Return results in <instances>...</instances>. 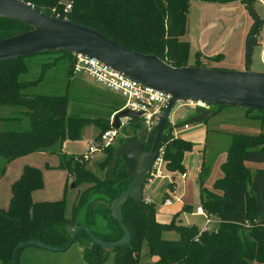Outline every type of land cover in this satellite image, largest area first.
Masks as SVG:
<instances>
[{"label": "trees", "instance_id": "trees-1", "mask_svg": "<svg viewBox=\"0 0 264 264\" xmlns=\"http://www.w3.org/2000/svg\"><path fill=\"white\" fill-rule=\"evenodd\" d=\"M24 1L52 17L56 12H63L68 19L95 28L137 52L155 54L176 67L188 65L190 42L184 36L194 0ZM203 1L227 3L235 0ZM250 1L256 5L257 0ZM68 3H72V9L64 13ZM261 24L262 21L258 29ZM29 29L25 23L0 17V39ZM55 54L64 56L62 63H67L69 77L75 75L72 52L55 50L30 55ZM27 56L0 62V108L12 109L3 108L0 112V121L6 122V128L0 129V157L5 161L0 178L9 163L17 158L48 152L62 156L59 167L74 176L73 189H81L72 202L67 198V185L62 198L37 200L33 193L44 188V173L37 166L25 165L21 176L11 186L8 207H0V264H14L15 247L29 239L65 248L71 239L67 230L70 224L87 225L99 239L108 242L122 239L126 232L110 207L131 184L125 162L122 159L116 162L112 177L108 170L102 176L87 168L82 156L65 157L62 152L67 140L82 139L87 125L98 124L103 133L112 127L111 121L100 122L98 118L69 112V80L66 93L30 91L44 79L47 68L58 63L59 57L54 63L45 62L39 77L29 80L21 79L22 74L29 73ZM222 57L221 54L202 56L198 52L195 66L203 67L201 63L207 60L215 67L204 68H221L216 62ZM258 111L264 125V111ZM138 127L141 128L138 122L131 123V131L136 132ZM100 132L97 138H101ZM161 146L167 168L184 172V156L193 149V142L169 133L163 136ZM115 148L112 145L105 148L107 157L102 167L110 165ZM251 164L258 167L252 168ZM221 170L223 174L212 189L202 181L200 186L201 206L216 222L215 227L200 229L196 225H186L176 220L177 215L170 222H161L156 218L154 203H145L143 194L141 203L130 196L122 204L123 218L132 234L129 243L106 251L83 231L78 237L82 234L88 239L83 246L84 260L90 264H140L143 247L147 244L149 253L155 257L154 264H264V130L258 134L234 133ZM205 173L203 167L202 175ZM172 232L178 236H167ZM24 246L18 249L15 264H20L19 256Z\"/></svg>", "mask_w": 264, "mask_h": 264}, {"label": "water", "instance_id": "water-1", "mask_svg": "<svg viewBox=\"0 0 264 264\" xmlns=\"http://www.w3.org/2000/svg\"><path fill=\"white\" fill-rule=\"evenodd\" d=\"M246 6L255 23L247 40L246 67L236 70L193 65L176 67L155 54L132 50L95 28L70 19L49 16L24 0H0V17L30 26L29 30L0 39V62L35 53L64 50L97 58L145 86L171 94L163 112L158 114L157 122L152 127L143 122L137 136L128 137L115 148L114 158L109 165L108 174L112 177L116 162L122 159L131 181L129 187L110 206L113 216L126 231L124 237L108 242L99 239L87 225L70 224L67 230L71 239L65 248L53 247L34 239L22 241L15 247L14 264L17 251L23 245L61 251L71 246L83 231L106 251L129 243L132 234L124 221L122 204L130 196L141 203L144 184L159 153L162 138L173 130L170 114L177 102L199 101L264 111V71L251 68L253 38L261 20L250 0H246ZM214 114L216 109L200 108L199 113L190 120L202 121ZM123 117L143 120L141 113L120 108L114 114L113 127L121 128ZM144 147L148 149L144 150ZM74 186L73 183L72 188ZM155 202L159 203L160 200L155 199Z\"/></svg>", "mask_w": 264, "mask_h": 264}, {"label": "rangeland", "instance_id": "rangeland-1", "mask_svg": "<svg viewBox=\"0 0 264 264\" xmlns=\"http://www.w3.org/2000/svg\"><path fill=\"white\" fill-rule=\"evenodd\" d=\"M246 6V3L243 2ZM201 3L195 2L192 5L190 14L188 16V21L191 24V30L196 29L199 20L204 22V25L207 24L208 20H212V17L216 16L214 13L210 15H203L201 11ZM257 6V7H256ZM255 9L257 14L262 21L261 27L255 34L256 43L252 44V55H251V68L254 70L264 71V2L257 0ZM214 14V15H213ZM60 16L65 18L63 12ZM211 17V18H210ZM63 18V19H64ZM68 19V18H65ZM202 21L200 23H202ZM252 30V27H251ZM251 32V31H250ZM185 39V38H184ZM196 51L197 49H190L188 65L195 66L198 64L196 62ZM60 54H55L51 56H27L26 61L29 64V73H24L21 75V79H37L43 69V64L45 62H53L54 59H57V64H52L47 68L46 76L43 80L39 81L36 86L31 87L29 90L34 92H45L50 94H59L66 93L68 80L70 81L69 88L67 92L70 96L69 102V112L76 113L81 116L98 118V121L103 122L114 118L116 113V107L122 106L126 103V98L122 94L115 92L109 88L104 87L102 84L98 83L93 78L89 77L86 74H77L69 77L68 75V65L67 63H62L64 56L60 57ZM200 66L203 67H215L213 63H207V60H203ZM195 106V102L188 103ZM181 102H177L170 114V120L174 119L181 122V127L184 126V121L180 120L181 116L184 114V111L187 107H180ZM2 107L0 112L3 111ZM206 108H219V105L209 104ZM12 110L11 108H8ZM221 111L216 114L206 118L203 121H191L190 125H202L208 124L209 133L208 138L205 135L204 130H201L199 127H193L191 129H186L185 132H180V136H185L189 138L190 135L196 134V139H193V144L195 146L191 151H188V154L185 156V163L187 170L195 178L198 176V170L201 165L206 169L205 176L210 178H216L218 174H222L221 164L226 160V153L231 144V136L233 133H243V134H258L264 130V125L262 120L259 118L261 113L258 110H247L243 107L236 106H222ZM6 110V109H5ZM197 109V113H199ZM115 111V112H114ZM5 113H2L3 115ZM196 116V115H194ZM193 118V117H191ZM104 119V120H103ZM130 122V121H129ZM132 123V122H131ZM123 126L119 129V135L115 137L110 146L117 147L119 144L124 142L128 137L137 136V133L140 132L141 128H137L136 132L131 131V126ZM6 128V122L0 121V129ZM179 128H176L177 130ZM106 131V130H105ZM100 132L98 124H90L84 129L82 139L73 144H69L66 149L63 148L64 156L68 157H83L86 160V167L95 171L99 175H104L105 170H109V166L102 167V164L105 163L106 159V150L107 146H100L99 149L92 153L88 154V143L91 140H98L97 135ZM102 133V132H100ZM49 156V155H48ZM47 155H37L31 156L30 162L40 166L45 167V162L49 161L50 156ZM58 156V157H57ZM53 156V160L59 158V161H63L61 155ZM4 159L0 157V169L4 165ZM50 162V161H49ZM50 164V163H49ZM48 164V167L51 166ZM44 166V167H43ZM252 168L258 167L256 164L250 165ZM7 170V169H6ZM15 168H9L7 176H13V171ZM66 170V169H65ZM68 171V170H67ZM220 176V175H219ZM9 177V178H10ZM68 178L67 187V198L69 202H72L78 196V193L81 188H72L74 176H69L68 173L64 175V171H59L57 173L47 170L46 180H45V190L43 193L51 192L52 197L64 195L65 181ZM147 180V179H146ZM5 181V180H4ZM146 182V181H145ZM208 180L204 181L203 185H207ZM87 186V184H86ZM85 186V187H86ZM145 186V184H144ZM181 187V186H180ZM83 188V187H82ZM181 189V188H180ZM179 189V190H180ZM7 191V185H0V201L4 203L3 200L4 193ZM144 191V188H143ZM147 192V190H146ZM144 192V193H146ZM147 194V193H146ZM200 188L190 183L189 189L185 191V196L188 203H191L194 206L195 213L193 215H182V222L193 221V223L200 229L206 223V217L204 214H197L199 207L200 199ZM150 195V194H148ZM70 211V209H69ZM68 211V212H69ZM163 209L161 208V213ZM213 225V224H211ZM212 226L211 228H213ZM167 236L176 238L178 235L175 232L169 233ZM88 242V239L82 234L77 237V239L65 250L55 251L42 246L37 245H25L21 250L19 256L20 264H90L86 262L83 258V246L84 243ZM112 259V256L110 257ZM155 257L151 256L149 253L148 245L145 244L140 257V264H154Z\"/></svg>", "mask_w": 264, "mask_h": 264}, {"label": "crops", "instance_id": "crops-1", "mask_svg": "<svg viewBox=\"0 0 264 264\" xmlns=\"http://www.w3.org/2000/svg\"><path fill=\"white\" fill-rule=\"evenodd\" d=\"M259 1H261V3L264 2V0H259ZM195 2L196 3L199 2L202 4L200 6L203 15L204 14L210 15L214 13L216 16L212 17V20H208L207 24L205 25L201 18V20H199L197 24L196 29L194 27V31L191 30L192 29L191 24L188 21L187 33L184 36V38L190 42V49H192L193 47L194 49H197L196 55L198 52L202 56H209V57L215 56L217 54L223 55L222 60L216 62V65L223 69H236V70L244 69L246 67V62H247V51H246L247 40L254 19L251 16L249 10L246 8L243 1L235 0L232 2L220 3V2H207L203 0H194L191 2L189 14L192 5ZM201 21L202 23H200ZM183 106L187 107V109L184 111V114L181 116L180 119L184 121L183 122L184 126L182 128H179L181 126H179L178 124L181 125V122L179 120L174 119V121L172 122L175 123V128H179L178 130L177 129L175 130L174 136L181 137L190 141H193V139L195 140L196 134L190 135L189 138H186L183 135L182 136L179 135V131L185 132L186 129H191L193 126V127H199L201 130H204L205 135L208 138V133H209V128L207 126L208 124L206 125H202L201 123L199 125L189 124V122H191L190 120L191 117L197 115L196 114L197 108L192 107V105L188 103H181L179 108ZM219 111H221V109H219ZM185 124H189V127L186 128ZM233 135L234 133L231 136V142L233 139ZM77 141L80 140H67L64 144V149H66L69 144H73ZM35 154L37 155L40 154L45 156L49 155L50 162L46 161L45 167L43 166L44 168L33 164L32 162H30V159L31 156H34ZM186 154H188V152L185 153V156ZM53 156L56 157L57 155L50 154L48 152H36L26 155L24 157L17 158L16 160L10 162L9 165L7 166V170L4 176L0 178V185L3 184L7 185V191L6 193H4L3 196V200L5 202L1 203L0 201V207H8L12 196L11 186L21 176L23 167L25 165H33L41 168L44 173L45 180H46L47 170L53 171L55 173L62 170L64 171V175L68 173L67 170L59 167L60 164L59 158L53 160L52 159ZM185 156L183 160V163L185 165L184 172L169 170L165 162L164 166L162 167L161 175L155 173L150 174L145 182L144 191H143L144 198L146 196H151L154 198V201L155 199L160 200L159 203L155 202L154 204L156 210V218L161 222H170L173 219V217L177 215L176 220L179 221L180 223H183L182 215H186V214L193 215L195 213L194 206L191 203H188L185 196V191L189 189L190 183L193 184L194 182V184L198 186V188H200L201 181L204 183V181L208 180L207 185L204 186H206L209 189H212L216 179L221 177L223 174V173L218 174L216 178H210L209 176L202 175V170L204 166L201 165L200 169L198 170L199 173L198 176L194 178L192 174H190L187 170V166L185 163ZM48 164L51 166V168L47 166ZM9 168H15V170L13 171V176L11 177L7 176ZM183 173H187V176L184 177ZM66 179L67 180L64 183L65 187L68 182V178ZM41 190H45V186L43 189L37 190L33 193L35 199L37 200L60 199V196L52 197L51 192L43 193V191ZM64 192H65V188H64ZM144 192H146L147 194ZM167 198H172L173 203L170 205L165 204L164 200ZM199 203H200L199 206H201V199H199ZM185 207H189L190 209H186ZM161 208L163 209L162 213H161ZM197 214L200 213L197 212ZM204 216L206 217V223L205 225H203L202 228H205L207 226L209 227L216 226L215 221L207 217V215ZM183 224L195 225L193 221H186V223Z\"/></svg>", "mask_w": 264, "mask_h": 264}, {"label": "built area", "instance_id": "built-area-1", "mask_svg": "<svg viewBox=\"0 0 264 264\" xmlns=\"http://www.w3.org/2000/svg\"><path fill=\"white\" fill-rule=\"evenodd\" d=\"M72 9V3H68L64 8V13H67ZM61 12H56V18H62L60 16ZM67 18V16H65ZM74 74H86L89 77L96 80L98 83L102 84L104 87L109 88L115 92L122 94L127 100L122 106V109H130L135 112L141 113V118L149 126L152 127L158 119V114L162 113L167 103L171 99V94L154 89L149 86L143 85L141 82L128 77L124 73L114 69L110 65L105 64L97 58L90 57L87 55L74 53V64H73ZM181 103H193L197 109L206 108L209 104L199 101H179ZM132 118L123 117L121 118V128L128 124ZM114 119H111L112 127L101 134L100 141L91 140L88 143V154L96 152L101 146H109L112 141L119 135V129L113 127ZM173 125L172 135L175 134V123L171 121ZM188 128L189 124H185ZM164 147L161 146L157 157L155 158L150 174L161 175L162 167L165 164V159L163 156ZM186 177L187 173H183ZM145 203L152 204L155 203L154 198L151 196H146L144 198ZM164 203L170 205L173 203L172 198H167ZM198 213L205 214V210L202 206L198 207ZM208 217V216H207Z\"/></svg>", "mask_w": 264, "mask_h": 264}, {"label": "flooded vegetation", "instance_id": "flooded-vegetation-1", "mask_svg": "<svg viewBox=\"0 0 264 264\" xmlns=\"http://www.w3.org/2000/svg\"><path fill=\"white\" fill-rule=\"evenodd\" d=\"M131 122H138L140 125H141V124H144V123H143L144 121L141 120V119H140V120H139V119H131L130 122H128L127 126H131ZM160 147H161V146H160ZM143 149H144V150H147L146 147H144ZM159 150H160V148H159Z\"/></svg>", "mask_w": 264, "mask_h": 264}]
</instances>
